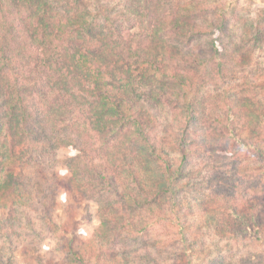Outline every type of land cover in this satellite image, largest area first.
<instances>
[{
  "label": "trees",
  "instance_id": "trees-1",
  "mask_svg": "<svg viewBox=\"0 0 264 264\" xmlns=\"http://www.w3.org/2000/svg\"><path fill=\"white\" fill-rule=\"evenodd\" d=\"M205 4L0 0V212L6 214L0 224L8 238L23 224L18 223L22 216L40 213L41 206H32L36 199L49 202L41 211L48 218L60 197L70 212L71 198L87 188L99 196L100 225L58 241L69 264H130L132 257L115 244L133 253L137 239L143 264H162L157 250L163 246L150 232L162 223L176 224L181 191H200L203 169H187L200 150L215 159L252 156L249 169L264 176V68L260 78L247 74L250 54L264 44L263 28L247 23L236 39L226 17L206 19ZM202 19L205 29L198 23ZM137 26L143 31H135ZM215 30L227 38L214 40ZM238 73L244 81L233 84ZM165 99L176 102L178 120L185 119L181 129H172L173 149L158 135V108L164 111ZM69 112L89 124L99 140L91 153L100 157L81 149L49 183L13 169L29 167L49 146L73 150L69 140H56L60 134L47 133L53 115ZM57 186L56 195L52 187ZM236 200L222 194L194 206L202 212L221 207L210 210L216 215L210 219L222 238L242 225L264 226L258 213L264 203L258 199L250 209H239ZM1 255L2 263L26 264L6 249Z\"/></svg>",
  "mask_w": 264,
  "mask_h": 264
},
{
  "label": "rangeland",
  "instance_id": "rangeland-1",
  "mask_svg": "<svg viewBox=\"0 0 264 264\" xmlns=\"http://www.w3.org/2000/svg\"><path fill=\"white\" fill-rule=\"evenodd\" d=\"M205 1V7L209 6L208 13H204L206 19L211 21V19L217 20L218 16L226 17L228 21L227 25L237 34L236 39L241 38L243 26L250 22L256 26L259 23L261 24L263 28L262 38H264V20L262 21L264 18V0ZM204 21L203 19L198 21L203 29H205ZM138 26L135 31H143ZM212 33L214 40H219V43L221 40L227 38L223 30H215ZM190 45L193 47L192 50H194V41ZM204 46L210 49L208 44ZM261 47L257 48L253 54H250L251 64L254 67H248L247 74L250 78H255L259 74L258 78H260L263 75L260 67L264 68V44ZM41 52L39 51L38 54L41 55ZM233 81V84L243 83L244 79L241 73L235 74ZM140 84L142 85L143 83L141 82ZM164 108V111L158 108V111H160L158 135L162 136L161 141L169 146L167 148L173 149L175 138L174 136L171 137L173 135L172 129L174 131L181 129L185 119L182 121L179 119V123L178 117H180L181 110H179L176 102L171 103L170 99H165ZM65 111L67 112L68 110ZM90 129L84 117L79 114L69 112L63 116L53 115L51 126L47 133H50L51 136L53 133L55 138L60 134L56 140H69L73 144V150L69 152L60 148L50 149L49 146L41 149L39 154L33 157L29 167L26 165L24 167L16 166L12 168L17 172L23 170L30 177H34L35 175L42 176L44 177L43 181L49 183L55 180L56 172H59L64 168L66 163L70 162L72 155L81 153V149L88 151L90 158L93 156L96 158L100 157L91 153L93 148L99 147V140ZM196 138L198 139V136ZM42 141H46V139H42ZM93 143L96 145H93ZM39 144L43 146L42 143ZM200 151L201 154L190 160L187 169L188 171L194 167L196 169H203L206 181L201 185L202 188L200 187V191L198 192L196 190L181 191L176 224L171 226L162 223L155 226L150 232L153 240L160 241L163 246L157 250L160 254L161 263L264 264V226L242 225L230 229L222 238L217 236L219 230L216 232L212 224L213 221L210 219V217L216 218L215 211L210 210L217 209L216 207L220 206L209 207V211L204 212L194 206L197 200V204L201 205L199 203L201 199L205 200L207 197H218L224 194L229 197H237L235 203L237 208L241 209L244 206L245 209H250L251 204L258 199L264 203V176L255 171L251 172L249 169V167H252V156H249L250 158L248 159L240 157L237 160L231 158L215 159L208 150L202 149ZM173 155L177 158L179 155L178 151L173 152ZM184 180L187 181L188 179L185 177ZM58 186L56 188L52 187V192L56 195ZM190 187H194V184L192 183ZM234 193L235 195H233ZM60 198L61 200L56 205L55 211L51 212L48 218L44 217L41 211L46 209L49 202L47 200L36 199L37 203L34 202L32 206H41L40 213L29 212L22 216L18 223H23L22 225L26 226L27 228H25L28 231L24 232V227L20 225L10 233L13 235L12 239L8 238L5 233L6 230H3L4 225L0 224V228H2L0 230V264L3 261L1 250L4 249L8 250L17 262L23 261L26 264H39L43 259V262H47V264L52 261L55 264H69L65 257L62 256L63 251L60 249L58 241L67 238L71 240L75 236H82L81 233L87 229L98 228L100 225L99 204L96 200H98L99 196H92L87 188L83 192L74 194V197L70 200L72 208L70 212L65 208V198ZM244 203L247 205H244ZM220 205L225 206L224 203ZM30 207L28 210L33 211ZM258 210V213L264 219V207H258ZM167 213L170 215L169 212ZM5 216L6 214L0 212V219ZM185 219L188 222V226L183 228L182 223H184ZM173 220H175L174 217ZM179 228L182 229L180 230ZM192 229H194V232L190 231ZM25 233L26 235L23 236ZM181 236L186 237L184 242L179 240ZM139 244L140 239H137L133 253L123 249V243H117L115 247H118L121 254L132 257L130 258V261H132L130 264H143L140 259L142 250ZM2 264H5V261Z\"/></svg>",
  "mask_w": 264,
  "mask_h": 264
}]
</instances>
